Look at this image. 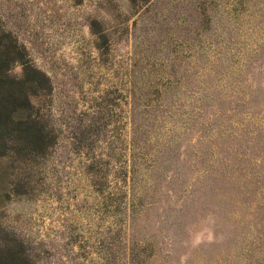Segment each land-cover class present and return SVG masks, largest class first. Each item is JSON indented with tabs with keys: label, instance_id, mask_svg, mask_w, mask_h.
I'll return each mask as SVG.
<instances>
[{
	"label": "rangeland",
	"instance_id": "obj_1",
	"mask_svg": "<svg viewBox=\"0 0 264 264\" xmlns=\"http://www.w3.org/2000/svg\"><path fill=\"white\" fill-rule=\"evenodd\" d=\"M50 146L0 158V264H264V0H0Z\"/></svg>",
	"mask_w": 264,
	"mask_h": 264
},
{
	"label": "trees",
	"instance_id": "obj_2",
	"mask_svg": "<svg viewBox=\"0 0 264 264\" xmlns=\"http://www.w3.org/2000/svg\"><path fill=\"white\" fill-rule=\"evenodd\" d=\"M24 61L19 46L0 37V158L6 156L9 145L16 140L34 145L41 153L50 146L43 128L33 126V118L27 111L31 98L25 83L9 76L12 65Z\"/></svg>",
	"mask_w": 264,
	"mask_h": 264
}]
</instances>
